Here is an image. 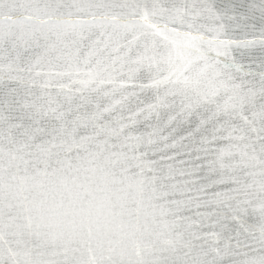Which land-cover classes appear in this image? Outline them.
Instances as JSON below:
<instances>
[{"label": "snow or ice", "instance_id": "1", "mask_svg": "<svg viewBox=\"0 0 264 264\" xmlns=\"http://www.w3.org/2000/svg\"><path fill=\"white\" fill-rule=\"evenodd\" d=\"M0 264H264V0H0Z\"/></svg>", "mask_w": 264, "mask_h": 264}]
</instances>
